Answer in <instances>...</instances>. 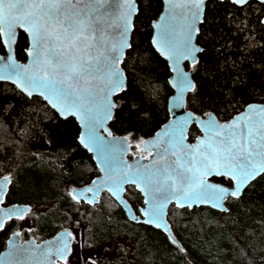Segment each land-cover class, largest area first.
<instances>
[{
	"label": "snow or ice",
	"instance_id": "1",
	"mask_svg": "<svg viewBox=\"0 0 264 264\" xmlns=\"http://www.w3.org/2000/svg\"><path fill=\"white\" fill-rule=\"evenodd\" d=\"M0 238L264 264V0H0Z\"/></svg>",
	"mask_w": 264,
	"mask_h": 264
},
{
	"label": "trees",
	"instance_id": "2",
	"mask_svg": "<svg viewBox=\"0 0 264 264\" xmlns=\"http://www.w3.org/2000/svg\"><path fill=\"white\" fill-rule=\"evenodd\" d=\"M30 161H31V157H29L28 159H26L25 161H24V163L25 164H28V163H30ZM89 163H91V162H89ZM25 237H27V236H25ZM47 236H45L44 238H46ZM3 238H0V240H2ZM158 239H162V237H159ZM193 239H195V237H193ZM3 249V247H0V251ZM207 264H213V260H212V256H209L208 258H207Z\"/></svg>",
	"mask_w": 264,
	"mask_h": 264
},
{
	"label": "flooded vegetation",
	"instance_id": "3",
	"mask_svg": "<svg viewBox=\"0 0 264 264\" xmlns=\"http://www.w3.org/2000/svg\"><path fill=\"white\" fill-rule=\"evenodd\" d=\"M25 239L29 238V237H24ZM47 238V237H46Z\"/></svg>",
	"mask_w": 264,
	"mask_h": 264
},
{
	"label": "water",
	"instance_id": "4",
	"mask_svg": "<svg viewBox=\"0 0 264 264\" xmlns=\"http://www.w3.org/2000/svg\"><path fill=\"white\" fill-rule=\"evenodd\" d=\"M129 159L131 160V158H130V157H129ZM1 251H3V249H2Z\"/></svg>",
	"mask_w": 264,
	"mask_h": 264
}]
</instances>
